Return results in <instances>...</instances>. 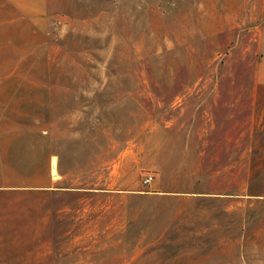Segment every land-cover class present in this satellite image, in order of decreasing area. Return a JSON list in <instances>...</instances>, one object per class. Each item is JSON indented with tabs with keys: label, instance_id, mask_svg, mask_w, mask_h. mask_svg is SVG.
Segmentation results:
<instances>
[{
	"label": "rangeland",
	"instance_id": "1",
	"mask_svg": "<svg viewBox=\"0 0 264 264\" xmlns=\"http://www.w3.org/2000/svg\"><path fill=\"white\" fill-rule=\"evenodd\" d=\"M38 18L0 16V264H264V0Z\"/></svg>",
	"mask_w": 264,
	"mask_h": 264
},
{
	"label": "crops",
	"instance_id": "2",
	"mask_svg": "<svg viewBox=\"0 0 264 264\" xmlns=\"http://www.w3.org/2000/svg\"><path fill=\"white\" fill-rule=\"evenodd\" d=\"M49 0H0V16H20L28 18L33 25H41L42 17L47 14ZM6 105L0 104V143L1 139H29L31 130L24 127L7 126Z\"/></svg>",
	"mask_w": 264,
	"mask_h": 264
},
{
	"label": "built area",
	"instance_id": "3",
	"mask_svg": "<svg viewBox=\"0 0 264 264\" xmlns=\"http://www.w3.org/2000/svg\"><path fill=\"white\" fill-rule=\"evenodd\" d=\"M152 181H153V177H152L151 175L147 176V177L144 179V183H145V184H150Z\"/></svg>",
	"mask_w": 264,
	"mask_h": 264
}]
</instances>
